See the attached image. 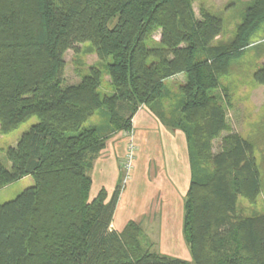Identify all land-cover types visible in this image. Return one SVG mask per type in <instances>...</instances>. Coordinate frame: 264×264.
<instances>
[{
	"label": "trees",
	"instance_id": "trees-1",
	"mask_svg": "<svg viewBox=\"0 0 264 264\" xmlns=\"http://www.w3.org/2000/svg\"><path fill=\"white\" fill-rule=\"evenodd\" d=\"M199 14L191 0H0V133L37 119L0 160V188L33 179L0 202V264H264V213L238 210L239 198L253 203L260 191L254 146L229 130L212 92L264 22V0L247 6L231 43L213 44L223 21L205 9ZM81 42L99 63L64 83L63 55ZM105 73L109 94L98 90ZM180 73L185 82L165 110L166 79ZM253 77L264 84V63ZM140 106L186 139L181 229L189 259L154 250L133 219L111 227L120 167L110 194L101 186L90 198L95 160L108 138L132 132ZM96 113L101 119L86 123ZM261 157L264 170V149Z\"/></svg>",
	"mask_w": 264,
	"mask_h": 264
},
{
	"label": "rangeland",
	"instance_id": "rangeland-1",
	"mask_svg": "<svg viewBox=\"0 0 264 264\" xmlns=\"http://www.w3.org/2000/svg\"><path fill=\"white\" fill-rule=\"evenodd\" d=\"M195 15L201 9L219 15L223 21L222 32L213 44L231 43L240 33L247 6L252 0H191ZM159 38V30L151 40ZM78 50L68 49L63 57L64 83H76L88 67L99 63L92 45L77 44ZM264 63V22L254 30L247 45L233 54L227 72L219 78L215 93L226 111L229 130L251 141L260 168V191L250 203L239 198L238 210L244 215L264 213V170L261 155L264 149V84L254 81V72ZM185 82L183 73L166 79L169 96L164 101L168 110L179 96V87ZM98 90L111 92L110 78L105 73ZM100 114L91 116L86 123L97 122ZM36 117L20 123L8 133H0V160H5V150L15 144L19 136L36 122ZM132 132L120 131L106 140L104 149L91 170L90 198L104 186L110 194L122 170L123 189L120 194L118 216L123 222L133 219L146 231L152 248L159 253L189 259V252L182 235V199L189 182V163L186 139L179 129H168L146 106H140L132 118ZM228 130V131H229ZM224 130L213 139L212 149L217 151ZM33 184L27 175L0 188V202L14 198L24 188ZM117 212L115 214L116 222ZM114 226V225H113ZM118 226V225H117ZM115 227V226H114ZM113 228V227H112Z\"/></svg>",
	"mask_w": 264,
	"mask_h": 264
},
{
	"label": "crops",
	"instance_id": "crops-1",
	"mask_svg": "<svg viewBox=\"0 0 264 264\" xmlns=\"http://www.w3.org/2000/svg\"><path fill=\"white\" fill-rule=\"evenodd\" d=\"M185 194V193H184ZM119 202H120V197H119V200H118V202H117V205H116V207H115V211H114V214H113V219H112V222H111V227H113L114 229H116V230H120V229H122V227L124 226V224L126 223V221H127V219L123 222V220H122V218L123 217H120V216H118V207H119ZM116 212H117V218H116V222L114 223V220H115V214H116ZM129 220V219H128ZM115 227H114V226ZM118 225V226H117Z\"/></svg>",
	"mask_w": 264,
	"mask_h": 264
}]
</instances>
